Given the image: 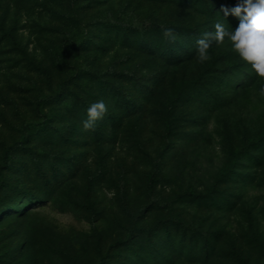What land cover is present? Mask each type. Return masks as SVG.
<instances>
[{
  "label": "rangeland",
  "instance_id": "obj_1",
  "mask_svg": "<svg viewBox=\"0 0 264 264\" xmlns=\"http://www.w3.org/2000/svg\"><path fill=\"white\" fill-rule=\"evenodd\" d=\"M178 1L0 0V166L14 147L0 169V264H264V164L250 158L222 186L235 208L219 221L225 231L210 257L201 244H184V251L173 244L176 229L135 230H152L171 216L185 222L197 217L191 204L179 216L175 200L202 190L198 176L228 166L230 145L238 151L243 137L264 134V78L229 108L211 112L189 98L179 109V144L192 145L197 131L207 141L188 150L182 161L188 169L174 184L161 178L153 189L148 185L146 173L163 142V133L154 135L156 119L146 118L151 141L143 151L133 119L116 136L83 130L81 105L103 99L110 113L124 102L122 94L135 101L142 89L147 96L161 72L183 76L184 68L163 69L158 55L144 52L159 35L156 25L200 21ZM204 64L198 59L187 77H198ZM206 83L214 95L230 92L216 76ZM115 90L122 94L110 98ZM105 114L98 127L107 128ZM30 124L38 127L27 129ZM149 207L152 212L144 213Z\"/></svg>",
  "mask_w": 264,
  "mask_h": 264
},
{
  "label": "trees",
  "instance_id": "obj_2",
  "mask_svg": "<svg viewBox=\"0 0 264 264\" xmlns=\"http://www.w3.org/2000/svg\"><path fill=\"white\" fill-rule=\"evenodd\" d=\"M178 3L181 7L187 9V11L191 10L189 12H192V16L194 15V18H200V21L197 23H192L191 21L190 24H184L179 27L156 25L154 29L158 31L159 35L153 39L151 46H146L144 52L148 55H158L161 59L163 69L167 67H170V69L184 68L183 76L179 77L174 70L173 74L161 72L159 79L146 92L147 96L144 94L141 95V89L137 93L139 99L135 101L133 99L128 100L125 94L115 90L111 93L110 98H117L122 94L121 96L124 98V102H119L117 104L118 108L115 111L113 110L105 114L104 119H106L105 123L107 128L98 127V124H95L89 130L92 135L96 136L101 134V138L107 137L110 132L116 136V133L124 126V123L133 119L137 122L139 128L136 134L137 146L143 151L151 141L150 138L149 140L147 139L149 135L151 136V126L146 121V118L151 117L156 119V124H158L160 130L158 133L155 131L156 133L154 132V135L163 133V142L158 147L159 152L153 162L152 170L146 173L149 181H147L148 185L152 189L158 184L161 178L169 180L171 184L176 183L180 175L188 169L182 162L188 150L194 143L199 144L207 141V137L204 136L203 132L197 131L191 138L194 142L192 145L189 142L179 144L183 139V137L179 138V135L177 136L175 133V128L180 124L182 119L179 109L185 105L187 100H190L189 98L196 99L204 106L205 110L213 112L220 108L231 107L235 103L234 101L238 100L247 91L255 88L261 81V78L258 77L251 67L232 51L227 37H225L224 42L217 43L213 36L206 37L210 40V48L208 50L210 58L202 65L204 66V71L198 77H187L186 71L189 66L198 61L197 39L205 38L203 36L205 32L214 34V24L218 21L223 22L230 30H234L238 26L239 19L237 17L231 14L224 16L222 11L223 8L231 9L236 6L237 0H179ZM164 29H172L175 39L171 40L164 37ZM178 37L182 38L180 42L176 39ZM139 41L140 43H144L145 38H141ZM170 76L173 80L170 79ZM209 76H216L220 84L224 85L226 83V86H230V92L227 93L225 90L224 92L218 93V95L207 92L209 88L207 87L206 80ZM226 86L225 88H228ZM143 87V89L146 88L144 85ZM170 87L173 89H170ZM88 106V104L81 105L78 109L79 114L86 115ZM155 108L158 110L154 111ZM262 118H264V114ZM144 119L147 123L141 125ZM50 122V117L46 116L45 123L48 124ZM117 123L119 124L117 125ZM36 127H38L37 124L27 125V129H35ZM13 149L14 147H11L6 151L0 169L8 165V158ZM253 153L255 155H252ZM141 155L139 154L136 159H140L141 157L144 162V157ZM228 157L231 159L228 166L224 168L216 166L215 170L209 172L208 178L205 177L206 174L205 176L197 177L205 181L200 185L202 190L196 191L190 189L191 191L182 194L181 197L175 200L176 203L179 202L180 208H178V211L181 213L179 216L183 215L186 205L191 204L196 207L193 209H195L197 217L185 222L179 220L174 221L171 216L166 221L161 222L159 227L151 228L152 230L144 226L143 228H139L137 225L135 226V230H138L137 232L140 234L148 235V233L152 234L153 232L159 231L170 233L172 228L176 229V233H172L173 235H171V242L173 244L179 243L180 246H183L180 247L183 251L185 245L188 243L193 244L195 247L201 244L206 254L208 252L207 256H209L210 252L215 250L220 244V239L225 231L224 228L217 227L219 221L225 218L226 212L232 211L235 208V202H231L226 197L228 196L226 191L229 190L226 187L222 189V186L225 183L227 184V182L234 181L235 175L239 174L237 164L242 159L250 158L257 164L261 163L259 167H263L264 134L253 141H249L246 137H243L241 147L238 151L230 145ZM175 175H179V177ZM1 180L2 173L0 172ZM181 181L183 183L184 179ZM203 211L209 212V214L204 216L205 218L202 217ZM147 212H152V208L149 207L144 211V213ZM145 218L146 216L141 217L138 224L143 222ZM208 220L214 221L210 225H207V228L205 223ZM136 238H139V235ZM254 238L262 244L258 237ZM241 254V252L237 254L238 258L241 257ZM225 255L226 253L224 252ZM226 256L229 258L233 257L232 254H227Z\"/></svg>",
  "mask_w": 264,
  "mask_h": 264
},
{
  "label": "clouds",
  "instance_id": "obj_3",
  "mask_svg": "<svg viewBox=\"0 0 264 264\" xmlns=\"http://www.w3.org/2000/svg\"><path fill=\"white\" fill-rule=\"evenodd\" d=\"M224 16L229 14L239 19V24L234 30L218 21L214 24L215 32L203 33L205 38L197 39V57L201 63L210 57L208 50L210 40L206 37L213 36L217 43H222L228 38L231 49L244 61L260 78H264V0H237L236 6L222 9ZM164 37L174 40L172 29L163 30ZM264 95V88L261 90ZM107 106L103 99L91 103L86 109V118L82 121L84 131L95 126L96 121L101 119Z\"/></svg>",
  "mask_w": 264,
  "mask_h": 264
}]
</instances>
